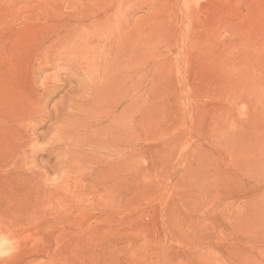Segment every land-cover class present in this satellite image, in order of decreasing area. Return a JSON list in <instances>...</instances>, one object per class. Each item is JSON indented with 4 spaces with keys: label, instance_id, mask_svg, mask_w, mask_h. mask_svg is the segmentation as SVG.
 <instances>
[{
    "label": "rangeland",
    "instance_id": "obj_1",
    "mask_svg": "<svg viewBox=\"0 0 264 264\" xmlns=\"http://www.w3.org/2000/svg\"><path fill=\"white\" fill-rule=\"evenodd\" d=\"M79 1L0 0V45L34 44ZM121 1L144 43L140 160L121 186L96 184L51 151L54 121L23 126L1 102L20 156L7 164L1 146L0 264H264V0ZM67 65L42 78L69 83Z\"/></svg>",
    "mask_w": 264,
    "mask_h": 264
},
{
    "label": "bare ground",
    "instance_id": "obj_2",
    "mask_svg": "<svg viewBox=\"0 0 264 264\" xmlns=\"http://www.w3.org/2000/svg\"><path fill=\"white\" fill-rule=\"evenodd\" d=\"M114 3L113 7L102 3L89 8L85 1H79L73 5L75 14L54 20L50 28H39L32 45L5 38L0 45V104L7 102L5 111L9 115L10 105L17 101L16 112L23 126L28 123L37 127L54 121L51 151L72 154V164L89 169L96 184L104 180L121 186L129 172L127 161L140 160L134 146L139 141L145 114L144 102H140L144 43L139 25L128 27L125 14L121 13L123 1ZM59 61L68 64L69 83L57 85L54 74L42 78ZM72 82L78 86H72ZM62 91L65 94L60 102L50 110L48 104ZM92 124L101 127L94 129ZM28 132L29 128L26 135ZM25 139L21 134L19 140ZM4 143L0 138V151L4 144L3 157L7 164L14 165L20 146L9 140ZM73 144L78 149L70 148Z\"/></svg>",
    "mask_w": 264,
    "mask_h": 264
}]
</instances>
